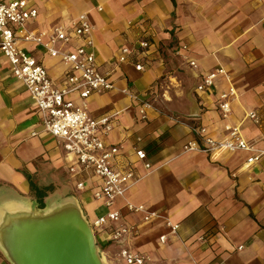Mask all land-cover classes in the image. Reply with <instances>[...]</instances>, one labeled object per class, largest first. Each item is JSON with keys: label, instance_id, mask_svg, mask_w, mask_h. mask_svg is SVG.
Wrapping results in <instances>:
<instances>
[{"label": "crops", "instance_id": "0c3cea01", "mask_svg": "<svg viewBox=\"0 0 264 264\" xmlns=\"http://www.w3.org/2000/svg\"><path fill=\"white\" fill-rule=\"evenodd\" d=\"M28 2L38 14L25 24L33 35L67 27L80 14L93 27L97 68L114 88L90 97L89 114H115L104 142L120 147L116 168L132 167L136 176L114 205L122 214L120 223L137 230L127 247L146 255L149 264H264V157L246 165L251 152L183 150L193 139V126L203 127L215 140L238 126L243 139L264 147V0ZM143 41L148 43L144 50L139 48ZM79 43L73 39L65 48L72 51ZM123 46L132 50L127 62L118 63ZM21 47L44 66L56 87L65 85L70 72L60 60L32 43ZM55 48L62 46L56 43ZM184 56L196 61V71ZM135 64L144 70L137 71ZM216 68L224 75L211 88L196 92L201 76ZM230 88L235 91L231 114L223 119L216 101ZM148 96H155L158 104L141 120L138 110ZM250 112L258 115V125L246 118ZM134 147L145 151L149 170L134 156ZM65 156L42 128L28 93L0 53V232L19 210L21 218L40 212L25 174L39 189L52 188L43 200L45 207L67 198L81 206L89 220L105 213L92 197L96 179L84 177L85 191H76L79 177L69 175ZM127 202L143 205L159 218L145 222V213L125 210ZM167 221L179 226L175 236L169 234ZM162 235L166 243H160ZM95 239L109 264H121L106 233H97ZM0 264H11L1 242Z\"/></svg>", "mask_w": 264, "mask_h": 264}, {"label": "built area", "instance_id": "2783aa9c", "mask_svg": "<svg viewBox=\"0 0 264 264\" xmlns=\"http://www.w3.org/2000/svg\"><path fill=\"white\" fill-rule=\"evenodd\" d=\"M37 15V10L30 6L28 0H0V53L10 66L12 77L21 83L28 93L32 106L39 113L42 128L65 151L69 175L79 177L75 179V190L85 191L84 177L92 176L96 179L97 188L92 197L101 203L105 213L93 220L88 219L94 236L99 232L107 234V242L116 247V257L121 264H149L150 260L146 255L134 253L127 247V240L137 234L136 227L120 223L122 214L119 209H114L115 201L123 198L126 190L136 180L132 167L120 170L115 166L120 147L104 142L105 137L114 128L115 114L98 118L89 114L90 97L114 88L108 76L97 68L93 51V27L86 15L80 14L67 27L58 26L51 28L48 33L33 35L26 31L25 24L35 20ZM45 38L47 42H44ZM73 39L79 40V45L72 51L67 50L65 47ZM21 43H32L40 47L51 58L60 60L68 67L70 74L66 77L65 85L56 87L44 66L21 47ZM56 43H60L62 48L56 49ZM147 47L146 41L139 43L140 49ZM131 50L126 46L121 47L117 56L118 63L127 62ZM183 58L192 70L198 69L195 60L185 56ZM135 69L143 71L144 66L135 64ZM222 75L223 69L216 68L201 76L195 91H206L213 86L216 78ZM129 95L132 99L137 98L133 93ZM234 96L235 91L230 88L227 93H221L216 101L217 110L223 119L231 114ZM156 104L158 102L155 96L143 98L138 110L139 118L146 120L147 110ZM246 118L255 125L260 123L255 112L247 113ZM173 120L179 122L177 119ZM191 133L193 139L183 146L186 152H251L252 156L246 160V165L254 164L264 157V147L257 148L243 139L238 126L232 127L227 137L222 140L211 138L201 126L191 127ZM133 152L136 159L143 162L144 167L149 170L150 164L147 162L145 151L134 147ZM124 208L130 214L145 213V222L159 218L157 212H147L143 205L135 206L127 202ZM165 224L169 228V234L175 236L179 226L169 221ZM159 241L166 243L167 236L162 235Z\"/></svg>", "mask_w": 264, "mask_h": 264}, {"label": "water", "instance_id": "95a60500", "mask_svg": "<svg viewBox=\"0 0 264 264\" xmlns=\"http://www.w3.org/2000/svg\"><path fill=\"white\" fill-rule=\"evenodd\" d=\"M21 217L13 214L0 232L1 249L11 264H99L93 249L102 259L93 230L73 200L52 201Z\"/></svg>", "mask_w": 264, "mask_h": 264}, {"label": "trees", "instance_id": "16d2710c", "mask_svg": "<svg viewBox=\"0 0 264 264\" xmlns=\"http://www.w3.org/2000/svg\"><path fill=\"white\" fill-rule=\"evenodd\" d=\"M28 182H29V187L30 190L33 192V194L35 195L36 198V204H37V208L42 210L45 208V204L43 202L44 198L47 196V192H51L52 188L51 187H46V188H42L39 189L31 180H30V176L28 174H25Z\"/></svg>", "mask_w": 264, "mask_h": 264}, {"label": "rangeland", "instance_id": "374dc122", "mask_svg": "<svg viewBox=\"0 0 264 264\" xmlns=\"http://www.w3.org/2000/svg\"><path fill=\"white\" fill-rule=\"evenodd\" d=\"M80 208H81V206H80ZM81 211H82V213H83V216L88 220V217L86 216V214H85V212H84V210L81 208ZM95 241H96V239H95ZM96 245L98 246V244H97V242H96ZM103 248L104 247H98V249H99V254L101 255V257L103 256V258H104V264H106V262L108 263L109 262V257L107 256V255H103L102 254V250H103ZM109 264V263H108ZM112 264V263H111Z\"/></svg>", "mask_w": 264, "mask_h": 264}, {"label": "bare ground", "instance_id": "6f19581e", "mask_svg": "<svg viewBox=\"0 0 264 264\" xmlns=\"http://www.w3.org/2000/svg\"><path fill=\"white\" fill-rule=\"evenodd\" d=\"M9 203H10V202H9ZM9 203H8V204H9ZM5 205H7V204H5ZM17 205H18V204H17ZM3 206H4V205H3ZM2 209H4V207H3ZM6 210H7V209H6ZM19 211H20V210H19ZM19 211H18V212H19ZM8 214H10V213H8ZM2 215H3V214H2ZM0 217H1V216H0ZM5 217H6V215H5ZM8 217H9V216H8ZM12 217H13V216H12ZM5 219H6V218H5ZM4 221H5V220H4ZM94 253H95V252H94V249H93V252H92V254H93V257H95V258H96L95 260H96V261H97L99 264H101V263H103V264H104V261H103V260H104V258H103V256H102V259H100V257H99V256H97V255H96V253H95V254H94Z\"/></svg>", "mask_w": 264, "mask_h": 264}]
</instances>
